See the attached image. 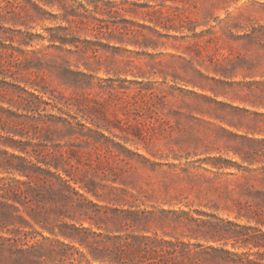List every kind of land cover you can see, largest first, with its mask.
<instances>
[{
    "label": "rangeland",
    "instance_id": "obj_1",
    "mask_svg": "<svg viewBox=\"0 0 264 264\" xmlns=\"http://www.w3.org/2000/svg\"><path fill=\"white\" fill-rule=\"evenodd\" d=\"M215 249L264 264V0H0V264Z\"/></svg>",
    "mask_w": 264,
    "mask_h": 264
},
{
    "label": "trees",
    "instance_id": "obj_2",
    "mask_svg": "<svg viewBox=\"0 0 264 264\" xmlns=\"http://www.w3.org/2000/svg\"><path fill=\"white\" fill-rule=\"evenodd\" d=\"M162 250H164L166 253L170 255H176L177 252H180V254L183 256H185L186 254L185 250H177L175 247L162 248ZM215 250H216V253L213 256L214 261L216 262V264H222L221 259L223 258V255H221L220 251H218L217 249Z\"/></svg>",
    "mask_w": 264,
    "mask_h": 264
}]
</instances>
